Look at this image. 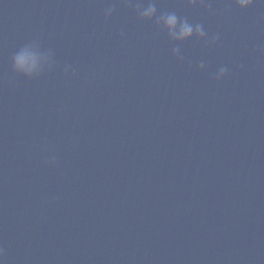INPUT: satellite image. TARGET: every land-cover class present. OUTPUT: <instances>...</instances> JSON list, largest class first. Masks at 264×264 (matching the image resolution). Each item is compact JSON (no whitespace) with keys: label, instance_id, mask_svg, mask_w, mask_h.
<instances>
[{"label":"water","instance_id":"1","mask_svg":"<svg viewBox=\"0 0 264 264\" xmlns=\"http://www.w3.org/2000/svg\"><path fill=\"white\" fill-rule=\"evenodd\" d=\"M147 2L0 0L4 264H264V2Z\"/></svg>","mask_w":264,"mask_h":264},{"label":"clouds","instance_id":"2","mask_svg":"<svg viewBox=\"0 0 264 264\" xmlns=\"http://www.w3.org/2000/svg\"><path fill=\"white\" fill-rule=\"evenodd\" d=\"M189 2L196 4L197 2L203 3V0H189ZM235 2L240 8H247L253 4L254 0H235ZM261 2H264V0H261ZM114 10V7H107L105 9V16L110 17ZM136 11L142 19H154L158 26L167 31L168 36L173 41H186L193 36L204 40L207 44H215L219 40V36L209 37L202 24L192 23L187 18L179 17L175 12H163L158 14L156 0H148L146 5L136 4ZM172 52L178 59H184L179 46L174 47ZM40 60L41 57L39 53L31 48L21 49L13 57L14 66L17 71H20L26 75H32L39 69ZM199 68L201 70L205 69L206 64L201 61ZM69 72L75 74V70L71 65H67L65 67V73L67 74ZM227 73V67H220L215 73L214 78L219 80ZM48 162L55 164V157H52ZM4 257L5 249L3 246H0V264H4Z\"/></svg>","mask_w":264,"mask_h":264}]
</instances>
